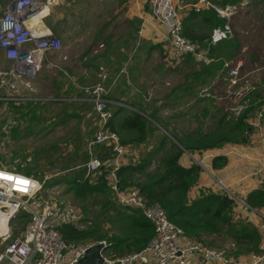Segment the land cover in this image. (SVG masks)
Masks as SVG:
<instances>
[{"label": "rangeland", "instance_id": "obj_1", "mask_svg": "<svg viewBox=\"0 0 264 264\" xmlns=\"http://www.w3.org/2000/svg\"><path fill=\"white\" fill-rule=\"evenodd\" d=\"M199 1L175 0V3L179 13L183 16ZM208 1L212 5L208 2L206 7L210 8L224 10L226 6L233 7L222 11L219 16L230 25L231 34L229 37L237 33L239 39L248 40V44L244 45L236 62L235 60H226L216 75L208 78L206 82L195 80L185 84L186 75L201 65L200 62L189 57L188 54L181 55L178 62L173 61L171 65L151 57L149 64L141 65L135 73L138 74L142 67L147 70L145 69V72L137 77L133 73L131 82L125 85L126 89L135 94L133 103H143L148 106V111L152 110V105H158L157 118L162 121L159 120L162 124H167L169 131L172 128L184 131L186 128L189 130L201 127L206 130L214 127L221 113L216 114L215 106L210 101H222L224 112L237 115L243 107L241 98L244 93L249 88L260 87L264 83V79H262L264 77V0L253 2L240 0L233 4H223V0ZM51 3L53 4L49 8L44 22L52 30V26H54L55 34L61 39L62 50L68 56V67L72 71L70 82H81L78 79L81 75L83 76L85 70L81 66L79 55L88 48L91 41L96 42L85 55H88L89 60L98 62V67L101 65L105 71L110 73V76L119 70H122L121 76H124L127 72L129 73L135 57L143 58L140 54V44L133 45L132 38L135 28L133 20L126 18L122 11L119 15L114 12L116 5H119V8L123 10V0H63V2L51 1ZM101 25H107V31H104ZM100 29L104 35H110L109 46L107 50L105 48L100 52L99 49L96 54H92L91 50L102 41L100 40ZM204 32H207L206 29ZM96 35H98L97 38ZM115 47L123 49L119 52H117L118 49L116 50L113 55L115 60L112 62L107 53L110 51L113 54ZM251 48L257 53V60L250 58ZM52 55L57 56L58 54L52 53ZM1 61L0 68L7 65V62ZM227 65L234 69L237 68L234 83L230 79V70L222 74L223 68ZM240 66H242V70ZM45 69L43 67L32 78H11L10 82L13 83V87L9 83L0 84V164L9 168L20 164L22 167L18 171L24 172L27 168L35 173V177L46 176L40 196L52 211L55 210L58 215H61L54 222L61 221L64 215L68 216V221L74 222L78 218L85 217L87 220H77L76 222L79 226H87L88 220L95 219L97 213H99V217L100 212L103 214V210L96 203L99 199L93 201L87 199L84 200L85 202L77 200L70 191L66 190V184L59 178L68 177L75 169L81 168L84 162L81 161L79 153L85 149L88 153L91 151L86 146L87 139L93 135L96 129L95 125L90 127L86 124V116H84L89 110L86 108L89 104V101L86 100L88 95L84 89L70 90V82L65 80L60 79V84H53L51 78L44 76V72L48 71ZM86 73L90 72L86 70ZM97 80V75L93 74L91 76L89 74L86 79H83L84 83L90 84ZM176 84H182V88L174 89ZM146 91L151 97L144 101L141 94L146 97ZM262 94H264V90ZM26 101L31 102L17 106ZM68 102L70 105L66 107V111L79 113L83 115L82 119L76 116H66L64 122H61L60 119L64 117V114L61 113L62 104H68ZM117 102L131 104L129 100L119 99ZM108 107L114 106L108 104ZM33 115L38 116L37 120L30 119V116ZM253 118L257 126V134L263 127L261 112L257 111ZM149 119L156 128L144 143L142 152L145 151L147 145L149 147L156 145L162 133L168 134L171 138L169 132L160 123L152 118ZM138 148L140 149V147ZM206 153H210L206 159V164L210 166L214 155L220 154L214 150ZM73 154H78V156L69 163ZM185 155L187 152H183L181 161ZM188 164L191 163L187 162L185 165ZM156 165L157 161L153 160L150 169ZM260 165L264 167V158L257 161L256 166ZM205 167L208 166L205 165ZM250 170L251 168H248V171ZM199 179H202V175ZM212 187V190L217 191L214 186ZM253 188H257V185H252L248 192ZM232 189L235 190L234 187ZM84 208L86 211L83 210ZM260 212L264 213V208L260 209ZM242 217H248L254 223H257L260 218L259 214L250 208L245 209V214ZM26 222L27 216L24 218L20 215L13 219L9 223L12 233L22 230ZM107 227L110 229L109 225ZM220 245L221 247L218 249L226 250L232 244L226 241L221 243L220 240H217L212 246Z\"/></svg>", "mask_w": 264, "mask_h": 264}, {"label": "trees", "instance_id": "obj_2", "mask_svg": "<svg viewBox=\"0 0 264 264\" xmlns=\"http://www.w3.org/2000/svg\"><path fill=\"white\" fill-rule=\"evenodd\" d=\"M239 1L223 0L222 2L223 4H233ZM249 1L253 2L256 0ZM125 2L127 1L123 0V3ZM181 22L182 35L206 48L207 54L212 58L208 64L201 63L196 69L189 72L186 75L185 84L195 80L206 82L208 78L214 77L218 69L226 63V60H235L236 62L242 48L248 44V40L239 39L237 33L234 36L222 38L215 43L210 42L211 30L225 23V19L220 17L214 8L194 9L191 7L182 16ZM52 28L55 33L56 28L54 26ZM205 29L207 32H204ZM109 36V34L104 35L100 29V40L104 43V48L100 52L105 48L106 50L108 49ZM97 37L98 35H96ZM95 42L91 41L88 48L79 55L81 66L85 70L83 76L81 75L78 79L81 81L80 83L70 82L72 80V71L68 66L64 67V73L63 70H59L60 76L56 74V70H49L47 73L45 71L44 76L47 78L51 77V82L55 85L60 84L61 79L70 82V90L80 88L85 91V88L91 86L94 82L91 84L84 83L83 79H86L89 74L90 76L93 74L98 77L101 67V65L98 67V62L95 63V61L89 60L88 55H85ZM156 45L161 50V57L165 58L166 52L164 48H160L161 43ZM91 52H93V49ZM96 53L93 52L92 54ZM110 53L109 51L107 54ZM249 54L250 58L257 60V53H255L254 49L251 48ZM188 56L192 57L190 54ZM230 68L229 65L225 66L222 74L227 73ZM240 68L242 70V66ZM86 70L90 73H86ZM48 72L51 73L49 74ZM108 74L111 81L119 72L117 74L113 73L111 75L113 77L110 76V73ZM189 79L191 81H188ZM175 86L174 89L182 88V84H176ZM57 90H59L58 87ZM263 90L264 83L260 87L249 88L241 98L243 107L237 115L229 114L227 111L224 112L222 101H210L215 106L216 114L221 113L214 127L206 130L201 129V127L189 130L186 128L184 131H178L175 128L169 131L167 124H162V121L157 118L158 105H152V110L148 111V106L143 103H133L135 95L131 99L124 95L125 98L122 100H129L131 104L123 102L127 106L114 105L112 108L108 107L111 110V114L103 127L108 133L116 135L119 143L125 147V151L121 156L126 157L129 151L133 154V160L121 161L116 169L119 186L121 188L133 187L148 204L159 205L164 209L168 219L179 226L184 234L193 240L209 246L214 245L217 240H220L221 243L229 242L232 245L226 250L221 249H223L225 254H231L235 257H246L250 253L258 252L261 236L257 227L248 220L237 218L234 212V199L227 192L198 187L192 193V189L200 178L201 168L195 163L185 165L181 162V156L185 151L191 153L200 152L219 147L225 143L250 144L257 131L253 118L257 111L261 112V123L264 127ZM64 92L66 93V91ZM149 97L151 95L149 96L147 91L146 97L141 94V98L144 101ZM29 102L31 101L20 103L17 106L19 107L21 104H28ZM62 105L61 113L64 114V117L60 119L61 122H64L66 116L83 118V115L79 113L66 111V107L70 105V102ZM86 108L91 109L92 104L89 103ZM26 113L28 114V111ZM37 118V115L30 116L32 120H37ZM149 118L160 123L169 132L171 138L168 134L162 133L156 145L153 147L147 145L145 151L142 152L144 143L147 142L156 128ZM86 124L90 127L95 125L97 130L96 116H86ZM96 130L87 141L94 137ZM113 145L110 139H105L91 146V151H94L93 153L100 159V165L96 170L89 171L87 169L86 162L91 155L85 149L82 153H79L84 165L75 169L68 177L59 178L60 181L66 184V190L70 191L77 200L85 202L84 200L87 199L92 201L99 199L96 203L103 210V214L100 212L99 217V213H97L95 219L88 220L89 224L87 226H79L76 222L77 220H87L84 217L76 219L75 222L60 221L57 224V228L62 237L70 242L85 243L105 240L107 252L114 256H120L141 249L154 236L155 230L153 223L142 213L141 209L118 203L113 197L108 179L110 163L113 162L115 153ZM76 156L78 154H73L69 163ZM153 160L157 161V165L150 169ZM226 162V156L220 154L214 155L212 159L214 167H222ZM21 167L18 164L15 168L19 170ZM24 172L31 176L35 175L34 172L27 168ZM245 199L252 207H264V186L250 190ZM83 210L86 211L85 208ZM21 216L25 218L26 215L22 213ZM107 225L110 226V229H108ZM214 247L220 248L221 245Z\"/></svg>", "mask_w": 264, "mask_h": 264}, {"label": "built area", "instance_id": "obj_3", "mask_svg": "<svg viewBox=\"0 0 264 264\" xmlns=\"http://www.w3.org/2000/svg\"><path fill=\"white\" fill-rule=\"evenodd\" d=\"M51 1L57 3L61 0H8L1 7L0 55L4 57L7 65L0 68V84L9 83L13 87V83L10 82L11 78H32L43 67L46 68L45 70L54 67L64 70L60 63L63 62L65 65L68 56L61 52V39L44 22V17L53 4ZM208 2V0H200L199 3L194 4L193 8L202 9L207 6ZM131 3L135 4L140 11L144 9V4L147 5L155 19L162 25L166 40L164 51L167 52L169 60L172 57L174 59L190 54L200 63L211 62L212 58L207 54L206 48L182 35V16L175 0H131ZM230 7L226 6L224 10ZM214 9L218 15L224 11L221 8ZM229 34H231L230 25L225 22L222 26L211 30L210 42L215 43L222 38L229 37ZM102 48H104V43L99 42L93 48V52H98ZM52 53L58 55L55 56ZM55 58H58V61H55ZM236 73L237 68L230 69L232 83L236 81L234 77ZM116 77L117 75L114 79ZM108 80V72L100 67L98 80L85 88L86 93H89L86 100L92 104L86 116L95 115L98 125L94 137L87 141V147L90 150L91 146L97 142L105 139L112 141L115 151L113 161L115 162L110 163L108 179L113 197L118 203L141 209L142 213L153 223L155 234L141 249L125 255L114 256L106 249L102 250L100 252L103 258L101 264H207L214 262L262 264L264 261V213H261L260 209L264 207L255 208L249 205L246 197L212 174L202 162L203 157L206 158V155L210 154L206 153L207 151H218L220 155H224L225 151L224 156L227 158L228 155L236 153L237 149L246 145L225 143L219 147L200 151L197 155H194V152L185 151L187 155L183 156L181 161L184 164L195 163L200 166L201 174L211 175L210 186H214L217 191L227 192L234 199V212L237 218L252 222L248 217H242L246 208L254 209L259 214L258 222H252L261 236L259 251L250 253L246 257H230L222 249L187 237L179 226L168 219L163 208L157 204H148L135 188L119 186L116 169L119 166V155L125 151V147L119 143L116 135L108 133L103 127L111 114L108 103L127 105L106 97L109 90ZM89 153L91 156L86 162L87 169L96 170L100 165V159L91 151ZM260 153L264 156V142L261 143ZM14 168L0 164V264H73L77 262L94 242L76 243L64 239L57 228L60 221L54 222L61 215H58L55 210L52 211L40 196L47 177L31 176ZM248 178L255 186H264L263 165L255 166L248 173ZM205 186L202 181L198 182L192 192L198 187L205 189ZM22 213L27 216V222L22 230L12 233L9 223ZM61 221H68V216L64 215ZM99 241L107 244L105 240Z\"/></svg>", "mask_w": 264, "mask_h": 264}, {"label": "crops", "instance_id": "obj_4", "mask_svg": "<svg viewBox=\"0 0 264 264\" xmlns=\"http://www.w3.org/2000/svg\"><path fill=\"white\" fill-rule=\"evenodd\" d=\"M7 1L8 0H0V14L2 12L1 7ZM126 1L127 2L124 3L123 10L119 8V5H116V7L114 8V12L118 13L119 15L120 11H122V13L125 14L126 18L133 20L135 24V28L133 31L134 37L132 38L133 45L140 44L141 46L139 47L140 54L143 56V58L138 59L135 57L134 62L132 66L130 67L129 73L127 72V74H124V76L120 75L122 74L121 73L122 70H119V74H117L118 72L114 73V74H117V77L116 79H114L115 76L112 78L114 80H112L111 84H108L109 90L106 93V97L114 101L125 98L124 95L128 96V99H131L135 95L133 94V92L126 89L125 85L131 82L130 80L132 79L133 73L137 77L143 74L145 72V69L147 70V68L142 67V69H140V72L138 74L135 73L136 71L139 70V67L141 65H148L151 57H155V59L158 60L159 62H163L165 64H170V65L173 61L178 62V59L174 60L173 57L171 58V60H169L167 52L165 53V58L161 57L162 55L161 50L157 48L156 44L161 43L160 48L162 47L165 50L166 40H165V35H164V29L162 25L155 19L150 8L144 4V9L140 11L135 4L132 5L131 0H126ZM59 2H63V0ZM53 13H54V10L52 14ZM106 26L107 25L102 26V29L104 31L105 30L107 31ZM117 49L118 48L115 47L113 54L112 52L108 54L112 62L115 60L113 55L115 54ZM122 49L123 48L118 49L117 52H119ZM61 52L64 53L63 50H61ZM0 61L4 63L6 62V60L4 59L2 55L0 56ZM55 61H58V58L55 59ZM60 65L61 66L63 65V67L69 66L68 61L65 63V65L63 64V62H61ZM50 70H53V71L56 70V74L60 76V73H59L60 69L54 67ZM63 73H64V70H63ZM48 78H51V77H48ZM109 104L114 106V104L112 103H109ZM262 142H264V127L261 128V132L253 136V140L249 145L240 147V149H237L236 153L228 155L227 162L222 167H214L212 165V162H211V166L207 165L206 159L208 155H206L207 156L206 158L203 157L202 162H204L205 165L208 166L207 168L212 174H214L218 178H221L223 181L227 182L228 185H230L231 187H234L237 191H239L241 195L246 197L248 194V189L252 185H255L251 182V179L248 178V173L257 165V161H259L261 158H264L262 154L260 153V147H261ZM197 153L198 152H196V155ZM121 154L119 155V158H118V164L121 161L127 162L130 160H133V154L130 151L128 152V155H126V157L121 156ZM120 156H121V159H120ZM248 168H251V170L248 171ZM201 175H202V179L201 180L199 179L198 182L202 181V183H205L206 185L205 188L213 189V187L210 186L211 175L207 173H203ZM229 256L234 257L231 254H229ZM241 257H244V256H241ZM207 264H222V263L214 262V263H207ZM262 264H264V261L262 262Z\"/></svg>", "mask_w": 264, "mask_h": 264}, {"label": "water", "instance_id": "obj_5", "mask_svg": "<svg viewBox=\"0 0 264 264\" xmlns=\"http://www.w3.org/2000/svg\"><path fill=\"white\" fill-rule=\"evenodd\" d=\"M106 248L107 244L96 241L90 245L78 261L73 264H101L103 258L100 252Z\"/></svg>", "mask_w": 264, "mask_h": 264}, {"label": "snow or ice", "instance_id": "obj_6", "mask_svg": "<svg viewBox=\"0 0 264 264\" xmlns=\"http://www.w3.org/2000/svg\"><path fill=\"white\" fill-rule=\"evenodd\" d=\"M23 183H27V181H23Z\"/></svg>", "mask_w": 264, "mask_h": 264}]
</instances>
